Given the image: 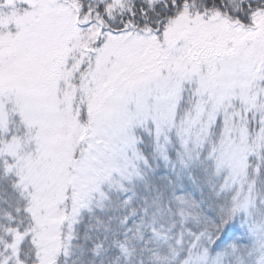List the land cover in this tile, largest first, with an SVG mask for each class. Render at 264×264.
I'll return each mask as SVG.
<instances>
[{
  "label": "snow or ice",
  "instance_id": "6c2138e0",
  "mask_svg": "<svg viewBox=\"0 0 264 264\" xmlns=\"http://www.w3.org/2000/svg\"><path fill=\"white\" fill-rule=\"evenodd\" d=\"M0 264H264V0H0Z\"/></svg>",
  "mask_w": 264,
  "mask_h": 264
}]
</instances>
